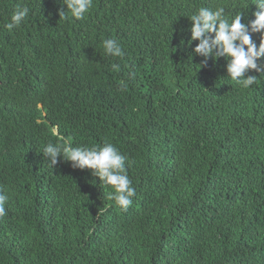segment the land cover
<instances>
[{"label": "trees", "instance_id": "16d2710c", "mask_svg": "<svg viewBox=\"0 0 264 264\" xmlns=\"http://www.w3.org/2000/svg\"><path fill=\"white\" fill-rule=\"evenodd\" d=\"M253 4L93 0L68 23L61 0H0V264H264V73L243 89L190 42L200 7L247 22ZM60 136L127 156V211L91 170L49 167Z\"/></svg>", "mask_w": 264, "mask_h": 264}, {"label": "clouds", "instance_id": "9594fccd", "mask_svg": "<svg viewBox=\"0 0 264 264\" xmlns=\"http://www.w3.org/2000/svg\"><path fill=\"white\" fill-rule=\"evenodd\" d=\"M64 9L59 12V20L73 23L83 20L92 7L93 0H61ZM257 9L252 15L254 19L242 22V12L229 16L223 7L212 10L200 7L191 16L190 42L196 41L193 54L202 57L198 67H204L211 58L213 61L224 58L227 77L249 89L257 80L249 72L264 73V0H254ZM28 7H18L10 16L4 27L7 30L19 28L29 15ZM254 34H260L259 45L253 40ZM106 56L122 58L125 55L121 44L113 38H105L102 42ZM113 70H119V64H112ZM49 167L57 165L62 158L70 162L73 169H89L92 176L109 189L107 198L123 211L133 203L136 190L127 174V156L122 154L112 143L101 146L74 147L68 139L59 137L58 143H49L43 149ZM9 197L0 190V218L7 215L6 203Z\"/></svg>", "mask_w": 264, "mask_h": 264}, {"label": "bare ground", "instance_id": "6f19581e", "mask_svg": "<svg viewBox=\"0 0 264 264\" xmlns=\"http://www.w3.org/2000/svg\"><path fill=\"white\" fill-rule=\"evenodd\" d=\"M69 197V196H68ZM66 198V197H65ZM67 201V200H66ZM71 201V200H70ZM88 263V262H87Z\"/></svg>", "mask_w": 264, "mask_h": 264}]
</instances>
